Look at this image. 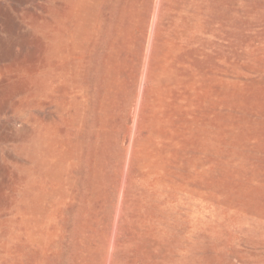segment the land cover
<instances>
[{"label": "rangeland", "instance_id": "374dc122", "mask_svg": "<svg viewBox=\"0 0 264 264\" xmlns=\"http://www.w3.org/2000/svg\"><path fill=\"white\" fill-rule=\"evenodd\" d=\"M0 264H264V0H0Z\"/></svg>", "mask_w": 264, "mask_h": 264}]
</instances>
